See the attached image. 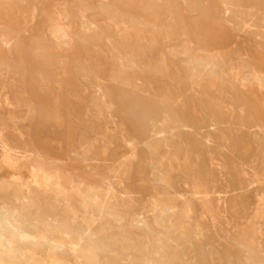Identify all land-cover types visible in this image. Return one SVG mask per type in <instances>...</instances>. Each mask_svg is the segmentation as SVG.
Wrapping results in <instances>:
<instances>
[{"label": "rangeland", "instance_id": "obj_1", "mask_svg": "<svg viewBox=\"0 0 264 264\" xmlns=\"http://www.w3.org/2000/svg\"><path fill=\"white\" fill-rule=\"evenodd\" d=\"M0 205V264H264V0H0Z\"/></svg>", "mask_w": 264, "mask_h": 264}, {"label": "bare ground", "instance_id": "obj_2", "mask_svg": "<svg viewBox=\"0 0 264 264\" xmlns=\"http://www.w3.org/2000/svg\"><path fill=\"white\" fill-rule=\"evenodd\" d=\"M53 33L56 35H62L64 34V29L61 25H56L55 29L53 30ZM262 76V75H261ZM141 81V80H140ZM139 82V81H138ZM72 96V95H71ZM72 155V154H71ZM39 156V155H38ZM73 157V155H72ZM40 159V157H39ZM53 168V167H52ZM47 175V174H46ZM45 175V176H46ZM43 177V176H42ZM48 180V179H47ZM87 190V189H86ZM83 190L82 194L85 195L87 194L88 191ZM81 194V193H80ZM95 207V206H94ZM94 209V208H93ZM92 209V210H93ZM94 212V211H93ZM141 218V217H140ZM18 222V219L16 218L14 211L4 205H0V226L3 224L7 225H16ZM1 228V227H0ZM4 228V227H3ZM63 244L61 243H54L53 247L56 249H62ZM71 250H75L74 248L71 247ZM213 259V258H212ZM64 261V260H63ZM70 261V260H69Z\"/></svg>", "mask_w": 264, "mask_h": 264}]
</instances>
